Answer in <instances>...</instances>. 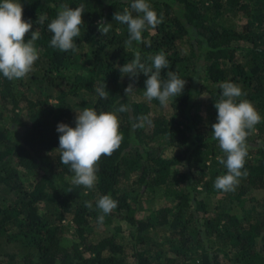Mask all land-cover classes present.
Wrapping results in <instances>:
<instances>
[{"label":"trees","instance_id":"obj_1","mask_svg":"<svg viewBox=\"0 0 264 264\" xmlns=\"http://www.w3.org/2000/svg\"><path fill=\"white\" fill-rule=\"evenodd\" d=\"M17 2L22 19L40 33L35 41L39 58L25 78L9 81L0 74V264H264V0H147L162 22L155 29L146 26L143 43L133 41L130 47L127 25L113 20V14L131 11L132 0ZM61 4L84 5L75 52L50 47L47 25ZM227 12L245 21L240 32L216 22ZM41 15L46 16L43 24ZM101 19L111 25L106 35L97 31ZM234 39L247 48L232 46ZM137 50L149 67L155 55H165L170 67L162 70L161 79L174 71L186 80L182 94L170 98L167 107L156 99L137 102L124 94L127 86L118 66L131 62ZM146 79L139 74L134 91L144 94ZM222 82L240 86L244 95L237 102H251L261 116L246 139L242 171L247 176L229 192L214 187L216 178L227 173L217 159L224 153L211 132ZM103 84L106 99L96 92ZM23 102L27 110L40 112L38 120L25 122ZM121 103L129 105L127 112H115ZM202 104L207 110L197 115L194 108ZM84 108L115 112L123 136L111 156L100 158L91 189L73 184L74 173L60 163L56 150L58 123L74 128L76 113ZM151 108L171 109L170 119L150 115ZM141 117L152 124L135 127ZM159 137L166 142L156 147ZM168 148L175 153L164 158ZM140 163L137 183L143 191L182 187L174 194L175 208L142 215L131 206L121 183ZM29 174L35 175L31 183L25 181ZM103 195L118 201L106 215L96 207ZM65 223L72 227L68 248L62 246ZM96 227L105 232L101 238L94 236ZM161 229L169 230L163 241L144 236ZM124 231L128 245L118 239Z\"/></svg>","mask_w":264,"mask_h":264},{"label":"clouds","instance_id":"obj_2","mask_svg":"<svg viewBox=\"0 0 264 264\" xmlns=\"http://www.w3.org/2000/svg\"><path fill=\"white\" fill-rule=\"evenodd\" d=\"M84 5L71 8L66 4L60 5V11L55 19L47 25L51 33L50 47L60 51H77L74 38L81 35L80 27L84 25L82 19ZM133 12L137 15L133 16ZM23 8L17 0H0V74L9 81L25 78L32 70L34 62L39 58L35 41L40 38L38 30H32V23L22 19ZM45 15L39 17L43 24ZM113 20L127 25L129 39L125 42L131 46L133 41L143 43L142 32L146 26L155 29L162 20L151 8L147 0H132L131 11L125 9L123 13L115 12ZM110 23L101 19L97 22V31L106 35L110 30ZM31 33L30 39L25 42V35ZM120 73L128 76L132 83L124 89V94L129 97L135 90L134 82L139 74L143 73L145 80L144 97L151 102L159 101L162 107H167L170 98L182 94L186 80L179 78L174 71H167V79H161L162 70L169 69L170 62L163 53L152 58V65L146 66L141 62L139 50L135 58L122 66H118ZM154 69V70H153ZM123 75V76H124ZM221 98L214 103L217 111L216 122L211 125L212 138L218 141L223 157H217L218 162L227 169V173L218 176L215 180V189L224 192L235 191L241 177L247 176V171H242L247 156L246 139L249 131L261 121V116L247 100H238L244 95L240 86L232 82H222ZM100 98L106 99L108 92L105 84L96 88ZM129 110V105L121 103L115 112L124 113ZM115 112L97 113L92 108H84L76 113L75 127L58 123L56 131L59 135V160L62 165L70 166L74 173L73 184L91 189L97 181V164L102 156H111L122 142L123 136L119 132V119ZM145 123L152 124L148 117H141L135 127H144ZM71 206V205H70ZM85 206L92 208L90 202ZM118 206V201L109 195L101 196L96 202V207L103 213L109 214ZM104 216L98 220L103 222Z\"/></svg>","mask_w":264,"mask_h":264},{"label":"rangeland","instance_id":"obj_3","mask_svg":"<svg viewBox=\"0 0 264 264\" xmlns=\"http://www.w3.org/2000/svg\"><path fill=\"white\" fill-rule=\"evenodd\" d=\"M218 24L224 27V29L228 31H235V32H240L241 26L244 24V20L242 18H235L230 12H227L224 14V16L216 20ZM234 47L238 48H247V45L241 42H238L234 39V42L232 44ZM186 47V46H185ZM124 75V74H123ZM122 84L123 86H127L129 84V77L124 75L122 77ZM24 95H27L26 97L29 96L30 100H34V96L32 93H24ZM128 99H132L137 102H143L145 101L144 94L140 91H133V93L128 97ZM205 104V103H204ZM200 105L194 108V112L197 115H202L206 110L207 107L206 105ZM21 112L23 119L27 124H31L33 121H36L40 117V112L35 109V110H27L26 104L23 102L20 105ZM150 115L154 116H161L162 114L165 115L168 119H170L171 116V109H167L166 111L162 112L156 108H151ZM32 114V116H31ZM166 139L164 137H159L157 140H155V146H163L165 145ZM174 150L168 148L165 150V156L164 158H169L174 154ZM56 155V153H54ZM53 156V155H52ZM142 163L137 165L131 172L129 171L126 173V176L122 179L121 183V189L126 190L129 192V202L132 207L138 208L139 212L143 214H148L149 211H156L159 210L163 207H168V208H175L176 206L175 203V197L174 194L179 193L181 190V186L176 189V186L169 185L165 186L160 189H147L143 191L142 184H138V175L137 172L141 168ZM14 168V167H13ZM35 179V175L29 174L28 177L25 179L28 183H31ZM66 228L68 229V233H66L63 238H62V246L65 248H68L70 246V241H71V235H72V227L69 225V223L64 224ZM169 230L168 229H161V230H154V231H148L145 233V238H152L159 240L161 239L163 241L164 238L168 237ZM105 235V232L102 228H95L94 229V236L96 238H101L102 236ZM122 238V242L124 244H130V236L127 231H124L122 235L119 236ZM220 255L222 257V260L224 263H227L228 257L225 256L223 253V250L220 251Z\"/></svg>","mask_w":264,"mask_h":264}]
</instances>
